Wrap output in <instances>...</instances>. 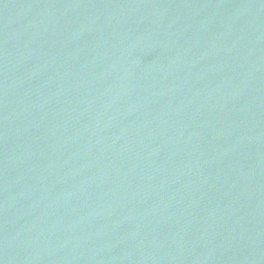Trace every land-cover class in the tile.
Returning a JSON list of instances; mask_svg holds the SVG:
<instances>
[{
  "label": "water",
  "instance_id": "obj_1",
  "mask_svg": "<svg viewBox=\"0 0 264 264\" xmlns=\"http://www.w3.org/2000/svg\"><path fill=\"white\" fill-rule=\"evenodd\" d=\"M0 264H264V0H0Z\"/></svg>",
  "mask_w": 264,
  "mask_h": 264
}]
</instances>
